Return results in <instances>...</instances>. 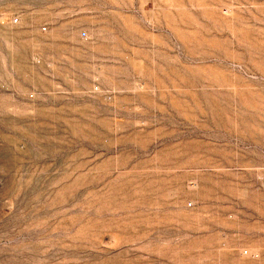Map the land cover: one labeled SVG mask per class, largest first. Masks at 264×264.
<instances>
[{
    "label": "rangeland",
    "instance_id": "1",
    "mask_svg": "<svg viewBox=\"0 0 264 264\" xmlns=\"http://www.w3.org/2000/svg\"><path fill=\"white\" fill-rule=\"evenodd\" d=\"M0 264H264V0H0Z\"/></svg>",
    "mask_w": 264,
    "mask_h": 264
}]
</instances>
